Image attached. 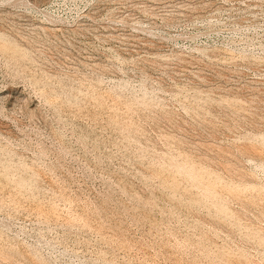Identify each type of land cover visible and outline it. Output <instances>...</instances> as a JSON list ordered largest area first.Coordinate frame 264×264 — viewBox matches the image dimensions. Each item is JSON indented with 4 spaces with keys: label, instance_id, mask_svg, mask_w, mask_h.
I'll return each instance as SVG.
<instances>
[{
    "label": "rangeland",
    "instance_id": "rangeland-1",
    "mask_svg": "<svg viewBox=\"0 0 264 264\" xmlns=\"http://www.w3.org/2000/svg\"><path fill=\"white\" fill-rule=\"evenodd\" d=\"M0 264H264V0H0Z\"/></svg>",
    "mask_w": 264,
    "mask_h": 264
}]
</instances>
